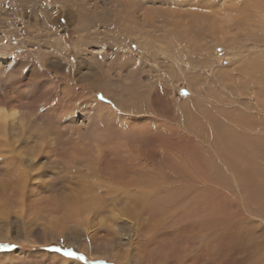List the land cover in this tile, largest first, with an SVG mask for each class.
Returning <instances> with one entry per match:
<instances>
[{
  "label": "rangeland",
  "instance_id": "374dc122",
  "mask_svg": "<svg viewBox=\"0 0 264 264\" xmlns=\"http://www.w3.org/2000/svg\"><path fill=\"white\" fill-rule=\"evenodd\" d=\"M259 57L264 0H0V101L18 112L0 132V244L15 245L0 264H264ZM214 130L255 138L230 156ZM70 194L90 205L88 225L68 218Z\"/></svg>",
  "mask_w": 264,
  "mask_h": 264
},
{
  "label": "bare ground",
  "instance_id": "6f19581e",
  "mask_svg": "<svg viewBox=\"0 0 264 264\" xmlns=\"http://www.w3.org/2000/svg\"><path fill=\"white\" fill-rule=\"evenodd\" d=\"M205 1V0H204ZM184 2V1H183ZM205 3V2H204ZM204 3H203V5H204ZM198 4V3H197ZM206 4V3H205ZM202 5V4H201ZM202 5V6H203ZM207 5V4H206ZM205 6V5H204ZM203 6V7H204ZM245 6H247V5H245ZM248 7V6H247ZM245 9H246V7H244ZM238 16V15H237ZM238 18V17H237ZM236 18V19H237ZM243 19V18H242ZM241 19V20H242ZM202 20V19H201ZM233 21V20H232ZM231 21V22H232ZM237 21V20H236ZM203 22V21H202ZM234 22V21H233ZM240 22V21H239ZM229 23V22H228ZM237 24V23H236ZM236 24L234 23V25L236 26ZM240 24H241V22H240ZM237 26H238V24H237ZM232 27V26H231ZM229 28V27H228ZM251 37V36H250ZM254 37V36H253ZM255 39V38H254ZM250 40H252V39H250ZM261 46V45H260ZM229 57V56H228ZM249 65V64H248ZM250 69V71L251 72H258V74H260V76H261V80H260V86L262 85V86H264V58H261V57H259V60H256L255 62H253L251 65H249L248 66ZM254 87H255V84H254ZM31 88V87H30ZM27 89H29V87H27ZM31 89H33V87L31 88ZM262 90H263V88H262ZM261 90V91H262ZM30 91V90H29ZM27 93V92H26ZM25 93V94H26ZM33 93V92H32ZM32 93H30V95L32 94ZM28 94V93H27ZM6 98V97H5ZM86 99V98H85ZM11 105V104H10ZM10 105H8V103L4 100H1L0 101V132H1V134L3 133V134H5V136L4 137H6L7 138V136H6V134H7V132H13L15 129H16V120H17V115H18V112H17V110L15 109V108H13V107H9ZM119 106H121L120 104H119ZM103 107V106H102ZM261 107H263L264 108V106H261ZM121 108H123V107H121ZM103 109V108H102ZM114 109V108H113ZM107 110H110L111 111V109H108V107H107ZM123 110V109H122ZM104 111V110H103ZM121 111V110H120ZM105 112V111H104ZM140 112V111H139ZM108 113V112H107ZM158 113V112H157ZM232 113H237V111H232ZM239 114H241V119H244V114H243V112H239ZM102 115V114H101ZM254 117H255V114L253 115ZM219 118V115L218 114H216L215 112H213V113H211L210 114V116H209V119L212 121V122H214V123H216V122H218V119ZM230 118V117H229ZM231 120H233V119H231L230 118V121ZM41 122V121H40ZM254 122H255V119H254V121H253V119L252 118H250V124H254ZM40 124V123H39ZM29 125V124H28ZM19 127V126H18ZM44 127V126H43ZM254 127V126H253ZM21 129V128H20ZM39 129V128H38ZM42 130H43V128H42ZM39 132H43V131H41L40 129L38 130ZM45 131V130H44ZM215 132H217L219 135V137L220 138H226V141H227V147H229L228 149H227V151H228V154L230 155V156H237V154H241V155H244V154H247L248 152V147H246L247 146V144H251V142H253L254 140H252V138H255V136H253L250 132H246V133H242L241 134V136H240V138H239V141H236L235 143H234V145L232 144V140H229V137L227 136V134L225 133V134H221V133H219L217 130H214ZM245 131V130H244ZM22 132V131H21ZM35 132V131H34ZM15 133V132H14ZM45 133L46 134H48L49 133V130H46L45 131ZM17 134H19V133H17ZM248 134H250L251 136L249 137L248 136ZM210 137H211V139H213V141H214V136H216L214 133H211V135H209ZM2 137H3V135H2ZM6 138H5V140H6ZM15 138V137H14ZM42 139L43 140H48L49 139V137H47V135H43L42 136ZM205 141H206V136H205ZM249 139V140H248ZM201 142V141H200ZM221 142H222V140H221ZM119 143V145H121V143L120 142H118ZM247 143V144H246ZM14 144V143H13ZM203 144H204V142H203ZM223 144V143H222ZM254 145V144H253ZM252 145V146H253ZM246 148H245V147ZM209 147V146H208ZM212 148V147H211ZM210 149V148H209ZM15 151V150H14ZM219 152V151H218ZM250 152V151H249ZM15 153V152H14ZM220 153V152H219ZM19 155V154H18ZM100 155H102V154H99L98 155V158L99 159H97V161H100V159H101V156ZM131 155V154H130ZM134 156V155H133ZM141 156V155H140ZM175 157H176V155H174ZM22 157V156H21ZM132 157V156H131ZM137 157H139V156H137ZM143 156H141V158H142ZM252 157V156H251ZM14 158H15V156H14ZM177 158H178V155H177ZM34 159H35V157H34ZM87 159H88V161L91 163V162H94L93 164H95L96 162H95V159L92 157V156H88V157H86V159H84L85 161H87ZM137 160H138V158H136ZM176 159V158H175ZM25 160H26V158H25ZM136 160V161H137ZM178 160H179V158H178ZM191 160V159H190ZM30 161V160H29ZM187 161V160H186ZM246 161V160H245ZM19 162V161H18ZM137 162H142V159L140 160V161H137ZM156 162H158V161H156ZM197 162V161H196ZM159 163V162H158ZM189 163V162H188ZM199 163V162H198ZM21 164V163H20ZM128 165H129V163H127ZM145 164V163H144ZM150 164V163H149ZM187 164V163H186ZM97 165V164H96ZM96 165H95V167H96ZM161 165V164H160ZM28 166H30V164L28 165ZM124 166V165H123ZM146 167H148L147 165H145ZM21 167V166H20ZM97 167H98V165H97ZM129 167L130 168H132V166H130L129 165ZM145 167V169H147ZM189 167H191L190 168V170H188L190 173H192V176H194L195 177V179L197 180V178H200V176L199 175H197V173L195 172H193V171H191V170H194L195 168V165H193L192 164V166H189ZM118 168V167H117ZM120 168V167H119ZM187 168V167H186ZM21 169V168H20ZM124 169H125V167L124 168H120V169H118L119 170V173L120 172H122V171H124ZM188 169V168H187ZM112 171V170H111ZM183 171H184V167H183ZM157 172H158V166L155 164V165H153L152 166V168H151V170H150V173H151V175L153 176V175H156L157 174ZM125 173V172H124ZM96 174V173H95ZM121 174V173H120ZM180 174V173H179ZM22 175H23V173H20V174H17L14 178H12L11 180L12 181H14V179H17V178H20V180L22 181V185H20L19 187H22V188H20L19 190H21L22 191V189H23V187H25V185H26V176L24 175L23 177H22ZM113 176H114V174H112ZM119 175V174H118ZM101 176V175H100ZM116 176H117V174H116ZM152 176H149L148 178H146L145 177V175H138V179H139V181L140 182H142V184H146V183H148L150 180H151V178H152ZM181 176V175H180ZM22 177V178H21ZM117 178V177H116ZM123 178V177H122ZM122 178H120V179H122ZM193 178V177H192ZM194 179V178H193ZM18 180V179H17ZM19 180V181H20ZM113 180V179H112ZM117 180V179H116ZM119 180V179H118ZM123 180V179H122ZM12 181H10V183L12 182ZM190 181V183H191V180H189ZM108 182V181H107ZM117 182V181H116ZM119 182H121V180L119 181ZM193 182H194V180H193ZM193 182H192V186H193ZM106 183V182H105ZM111 183H112V181H111ZM122 183V182H121ZM102 183L100 182V185H101ZM114 184V183H113ZM120 184V183H119ZM118 184V185H119ZM198 184V183H197ZM103 185V184H102ZM108 185H109V183H108ZM107 185V186H108ZM117 185V186H118ZM123 185H125V184H123ZM147 185V184H146ZM152 185V184H151ZM157 185V184H156ZM104 186V185H103ZM116 186V187H117ZM120 186V185H119ZM118 186V187H119ZM109 187V186H108ZM114 188H115V186H113ZM121 187V186H120ZM139 187V186H138ZM142 187V185H141V183H140V188ZM144 187V186H143ZM149 187V186H148ZM147 187V188H148ZM153 187H154V185H153ZM126 188V187H125ZM128 188V187H127ZM137 188V187H136ZM145 188V187H144ZM149 188H152V186L151 187H149ZM155 189H156V187H154ZM85 189V188H84ZM153 189V188H152ZM116 190H118V188L116 189ZM121 190H123V189H121ZM144 190V189H143ZM150 190V189H149ZM180 191H181V188L179 187L178 189H175L174 191H173V197L172 198H169L168 200H169V202L170 203H173V201L174 200H176V198H177V196H179V195H181V193H180ZM15 192H18V188H14L13 189V193H15ZM26 192V191H25ZM1 193V192H0ZM5 191H3V193H2V196H4L5 195ZM19 193H20V191H19ZM83 193V192H82ZM150 194H152V193H150V192H148L147 190L145 191H143V192H141V198H149V197H152ZM11 195H13L14 196V194H11ZM36 195V194H35ZM71 195V194H70ZM86 196H88V195H86ZM19 197L20 198H26V195L25 194H21V195H19ZM36 197V196H35ZM85 197V196H84ZM33 198H34V196H33ZM70 198H74V199H70V200H72L71 202V206H70V208H71V210L70 211H68V214H67V216H68V218H72V217H74L78 222L77 223H80V222H82V224H85V225H88L89 224V222H91L90 221V214H91V209H89V207H90V205L89 206H85V205H83L82 203H84V202H82V200L83 199H80V196L78 197V195L77 196H74V195H71V197ZM140 198V197H139ZM1 199V198H0ZM85 199H86V197H85ZM33 200H35V199H33ZM87 200V199H86ZM94 200V199H93ZM131 200H133V199H130V201ZM1 202H3L2 200H1ZM92 202V201H91ZM93 203V202H92ZM155 204V203H154ZM1 206V205H0ZM38 207V209H40L39 208V206H37ZM219 207V206H218ZM138 208V207H137ZM220 208V207H219ZM4 209V208H3ZM160 209V207H159V205H157V202H156V204H155V206H153V210H156V211H158ZM221 210H222V207L220 208ZM93 210V209H92ZM209 210V211H208ZM207 210V208H204V211H203V209H201L200 210V212H199V214L202 216V222L203 223H205L209 218H215V216L214 215H216V214H218V211H219V209H217V207H214V208H209ZM216 212V214H215V212ZM196 213H198V212H191V214H193V215H195ZM213 214V215H212ZM219 214H220V212H219ZM221 215V214H220ZM17 216H18V214H17ZM16 216V217H17ZM196 216V215H195ZM222 216V215H221ZM220 216V217H221ZM19 217V216H18ZM237 217V216H236ZM29 218V217H28ZM5 219H7L8 220V217L7 218H4V222H6L7 220H5ZM93 219V218H92ZM216 219V218H215ZM263 219V218H262ZM14 220V219H13ZM19 220V219H18ZM227 220V219H226ZM16 221V220H15ZM222 221H224V220H222ZM16 222H18V221H16ZM22 221H20L19 220V224L21 223ZM34 222V220H29L28 222H27V224H26V226L27 227H31V226H33L32 225V223ZM219 222V221H218ZM218 222H217V224H218ZM12 223V222H11ZM212 223V222H211ZM216 223V222H215ZM221 223V222H220ZM10 224V222H6V224H4V226H6L7 227V225H9ZM243 224V223H242ZM245 224V223H244ZM204 225V224H203ZM207 225H208V223H207ZM233 225V224H232ZM3 226V227H4ZM17 226V225H16ZM2 227V226H1ZM20 227V226H19ZM117 227V226H116ZM205 227V226H204ZM211 227H213V225L211 226ZM214 227H216V225L214 224ZM244 227V226H243ZM26 228V227H25ZM24 228V229H25ZM47 227H45L44 229H46ZM219 228V227H218ZM231 228H232V226H231ZM234 228V227H233ZM6 229V228H5ZM8 229V228H7ZM210 229V228H209ZM208 229V230H209ZM213 229V228H212ZM221 229V228H220ZM227 229V228H226ZM234 229H236V228H234ZM246 229V228H245ZM33 229H31V230H29V231H32ZM35 230V229H34ZM228 230V229H227ZM233 230V229H232ZM6 231V230H5ZM10 231H11V229H10ZM53 231V233H51L52 235H56V236H59V235H61L62 233V228H60V227H57V226H54V230H52ZM120 231V230H119ZM213 231V230H212ZM236 231V230H235ZM12 232V231H11ZM21 232V231H20ZM24 232V231H23ZM44 232H45V230H44ZM43 232V233H44ZM210 232H211V230H210ZM209 232V233H210ZM237 232V231H236ZM32 233H34V234H36L37 232L35 231V232H32ZM46 233V232H45ZM206 233H208V232H206ZM14 234V233H13ZM12 234V235H13ZM16 234V233H15ZM14 234V235H15ZM47 234V233H46ZM203 234V233H202ZM256 234V233H255ZM24 235V234H23ZM27 235H29V234H27ZM32 235V234H31ZM52 235H51V237H52ZM263 235V234H262ZM2 236V235H1ZM18 236V235H17ZM25 236V235H24ZM40 236V235H39ZM38 236V237H39ZM6 237H9V236H6ZM11 237V236H10ZM9 237V238H10ZM21 237V236H20ZM28 237V236H27ZM32 237V236H31ZM23 238V237H22ZM42 238V237H41ZM263 238V237H262ZM11 239V238H10ZM29 239H31L30 238V236H29ZM37 239V238H36ZM39 239V238H38ZM8 240V239H7ZM20 240V239H19ZM26 240V239H25ZM18 242V241H17ZM17 242H16V244H17ZM23 242H25V241H23ZM45 242V241H44ZM42 243V242H41ZM40 243V244H41ZM262 243V242H261ZM20 244V243H19ZM33 244V243H32ZM38 244V243H37ZM258 244V243H257ZM26 248H28V247H26ZM256 248V247H255ZM257 249V248H256ZM260 250V249H259ZM257 251H258V249H257ZM259 252V251H258ZM112 254H114V253H112ZM118 254V253H117ZM117 254H116V256H117ZM259 254V253H258ZM115 255V254H114ZM114 255H112V256H114ZM19 256H21V255H19ZM23 257V256H22ZM115 257V256H114ZM118 258V257H117ZM110 259V258H109ZM114 259H116V258H114ZM0 260H2V258H0ZM114 261V260H113ZM122 262V261H121Z\"/></svg>",
  "mask_w": 264,
  "mask_h": 264
},
{
  "label": "snow or ice",
  "instance_id": "6c2138e0",
  "mask_svg": "<svg viewBox=\"0 0 264 264\" xmlns=\"http://www.w3.org/2000/svg\"><path fill=\"white\" fill-rule=\"evenodd\" d=\"M184 95H187L188 93L185 91L183 92ZM102 100L104 99L103 96L100 97ZM8 247H15V245H8V244H0V249L8 248ZM56 251H63L65 256L74 257L77 260L80 261H87V257L83 255L82 253H77L71 250L70 248L67 249H56ZM96 264V262H94Z\"/></svg>",
  "mask_w": 264,
  "mask_h": 264
}]
</instances>
